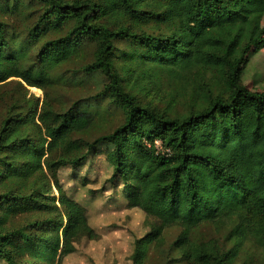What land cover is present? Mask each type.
<instances>
[{
    "label": "trees",
    "instance_id": "16d2710c",
    "mask_svg": "<svg viewBox=\"0 0 264 264\" xmlns=\"http://www.w3.org/2000/svg\"><path fill=\"white\" fill-rule=\"evenodd\" d=\"M32 2L41 14L19 39L8 16L28 4L0 0V86L15 78L45 93L41 105L15 98L0 114V263L62 264L80 240L99 238L58 172L102 147L107 190L120 188L124 209L153 222L133 240L132 264L161 250L172 228L163 264H234L247 244L264 247V92L241 82L264 44V0ZM77 63L71 74L105 83L92 101L55 111L48 91ZM164 81L178 93L158 108L148 96ZM110 107L123 123L93 138ZM207 225L226 229L230 246L204 242Z\"/></svg>",
    "mask_w": 264,
    "mask_h": 264
},
{
    "label": "rangeland",
    "instance_id": "374dc122",
    "mask_svg": "<svg viewBox=\"0 0 264 264\" xmlns=\"http://www.w3.org/2000/svg\"><path fill=\"white\" fill-rule=\"evenodd\" d=\"M24 3L28 4L24 15L8 16V21L10 22L11 19L19 32V35L17 34L19 39L25 38L27 28L31 27L41 14L38 4L30 3V0H24ZM261 25L264 26V17ZM114 44L118 49H125L128 46L127 42L123 40L115 41ZM93 49V44H89L85 49L86 61L90 60ZM35 53L36 49L33 51V54ZM78 65L77 63L68 66V72L62 68L64 78H69L68 82L64 84L65 86L60 84L48 91L55 111L67 110L77 100L82 99L81 104L92 101V96L102 89L105 81L101 75L89 78L81 74H71V71ZM73 77L76 80H73ZM74 81H77L76 84ZM241 82L249 91L264 92V44L258 53L249 58L243 70ZM19 83L18 79L11 78L7 84L0 86V114L4 108L3 103L15 98H25L31 101L38 99L39 105L45 99L44 91L26 87L23 83L22 88ZM170 93L177 94L178 85L172 86L170 82L164 81L159 89H154L148 97L153 99V103L158 108H164ZM144 100L146 101L148 98ZM106 103L104 101L103 105ZM106 113L100 130L92 135L93 138L99 133H110L123 123V115L120 110L110 107ZM105 148L102 147L99 154L88 157L84 166L75 169L67 167L58 172V178L64 190L86 209L88 220L97 227L96 231L99 235L97 240L90 243L80 240L76 244V251L66 256L62 264H132L130 256L133 251V240L147 233L149 231L148 224L153 223L145 221L144 214L138 209H124L123 203L120 201V188H115V191L107 190L109 184L106 181L112 173V168L105 160ZM226 232V229L207 225L200 228L199 237L206 243L212 241L227 248L230 245L224 244L223 241ZM178 233L179 230L175 228L166 230L163 248L152 250L145 264H163L166 251ZM84 241L87 243L85 246L82 244ZM173 257L175 256H170V259ZM0 264L5 263L1 262ZM234 264H264V247L254 243L247 244L245 251Z\"/></svg>",
    "mask_w": 264,
    "mask_h": 264
},
{
    "label": "built area",
    "instance_id": "2783aa9c",
    "mask_svg": "<svg viewBox=\"0 0 264 264\" xmlns=\"http://www.w3.org/2000/svg\"><path fill=\"white\" fill-rule=\"evenodd\" d=\"M155 145H156V147L160 150L161 148H160V143L157 141V142H155Z\"/></svg>",
    "mask_w": 264,
    "mask_h": 264
}]
</instances>
